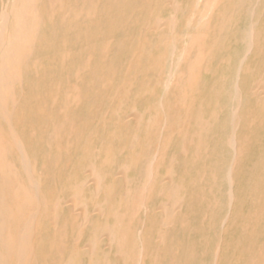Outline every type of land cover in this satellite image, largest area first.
<instances>
[{
  "label": "rangeland",
  "instance_id": "1",
  "mask_svg": "<svg viewBox=\"0 0 264 264\" xmlns=\"http://www.w3.org/2000/svg\"><path fill=\"white\" fill-rule=\"evenodd\" d=\"M50 1L49 4L52 5L53 9L51 11L53 23L48 27L46 50L43 54L39 51L36 52L34 57V61L37 63L34 69L35 73L26 79L25 90L19 95V112L22 115V121H24L17 126L28 156L34 165L35 173L37 172V180L40 179L39 182L41 186L43 185L41 192L45 194L43 196L46 202L61 201L65 204L72 201L70 182L74 181L77 176L78 180H81L82 170H87L92 163V165H97V168L105 174L106 184L111 187V195L109 193L110 211H107L108 215H111L109 225L111 227L116 225L117 227V223L119 225L121 222L122 225L119 226L122 227H117L119 229L116 234L120 238L126 236L127 241L124 242H127L128 248H131V250L128 249L129 253L126 250V255L129 257L117 254V250L114 249L109 258L113 262L108 260L109 264H126V261H129L127 264H133L134 261V264H137L138 261H142L140 264H264V100L260 101L251 94V88L264 83V0H245V3L236 10L233 9L231 0H147L148 2L146 0H116L117 3L115 0H99V2L97 0H92V2L91 0ZM83 4L87 5L84 9H82ZM208 4L210 7L207 6ZM77 8L78 11L76 12L82 14L78 20H75L76 12L74 13V11ZM89 8H91L90 13ZM203 8L205 9L203 10ZM233 11L237 15H234L235 18L227 26V30H220L221 19L219 18L223 13L232 14ZM92 12L95 14L92 15ZM71 13L72 15H70ZM206 13H208L207 16H204ZM89 14L92 18L88 16ZM201 14L205 17L202 16L204 21ZM158 19L161 20L162 27L160 26V28L162 30L152 31V27L159 21ZM191 20L192 23L188 24ZM199 21H202L200 25ZM169 23H171L170 29L167 26ZM72 26L75 27V33L72 32L71 34L70 28ZM173 27H175L174 30ZM213 27L216 28L213 29ZM201 30L204 36L201 34ZM250 30L254 33L252 45L246 41L247 33ZM218 31L219 35L217 34ZM162 33H164L163 36ZM217 41L218 44H215ZM105 43L111 46L108 47ZM102 46H106V50ZM212 47L214 48L213 51H211ZM164 48L167 50L164 51ZM104 50L107 51V55L104 54ZM248 50H251V53ZM68 56H74L73 62L76 65L72 76L69 71L71 58L68 60ZM245 58L247 59L245 60ZM105 59H107L106 62ZM199 67L203 69H198ZM78 70H82L84 75ZM199 71H201V75ZM186 77H190V79ZM165 79H168L167 82ZM198 82L200 84L199 91L196 89ZM259 82L260 84H258ZM105 83L106 85H104ZM124 84L125 86H123ZM183 86L188 87L182 88ZM236 90L240 92L241 96ZM179 92L184 93L183 96ZM236 93L240 99L236 97ZM107 98L108 100H106ZM37 99L39 100L36 102ZM62 101L68 102V105H63L65 103ZM53 102H57L56 105ZM45 103L49 105L48 108H45L47 107ZM129 106L133 108H129ZM66 108L67 112H65ZM100 108L104 109L103 114ZM31 109L32 111H30ZM135 113L142 117L139 130L128 125L130 116ZM234 113L235 115H233ZM186 114L191 116L184 117L183 115ZM62 115H64L65 120ZM176 115H178L177 118ZM179 116H183L182 119ZM234 116L236 117L235 124L232 122ZM187 117L190 120H187ZM99 118L100 121H98ZM71 120H75L77 123L74 121V124ZM70 123L71 125L68 127L67 124ZM176 125L177 127H175ZM205 127L206 130L203 131L202 128ZM55 129L56 132H54ZM82 130L84 134H82ZM172 134L176 135L173 136ZM76 139L81 141H76ZM229 139L233 141L234 147L228 144ZM84 140L86 141L84 142ZM102 141L105 142L102 143ZM72 143L74 147L71 146ZM132 143L135 146L133 150L130 148ZM60 145L64 146L61 148ZM106 146L108 147L106 148ZM57 149L61 153L58 158ZM65 152L70 153L66 154ZM93 152L95 153L93 154ZM149 154L152 157L148 156ZM61 156V161H59ZM154 156L156 159L153 158ZM56 158L59 159L58 163ZM12 159H14L12 156L9 157V161L11 160L13 163L15 159ZM149 160L154 162L151 163ZM126 164H129L130 169L126 167ZM148 164L154 168L152 170L155 173L151 172ZM170 164L172 169L175 166L172 170V178L175 186L179 187L181 197H183V206L177 212L174 225L167 230L165 240L161 244L157 240L161 219H159L157 212L154 213L153 208L159 206L163 201L158 195L157 185L167 177V169ZM145 165H148L147 168ZM159 165L160 167L164 166L159 168ZM45 168L49 170H45ZM126 170L129 180V186H127L129 192L127 194H129L127 202L123 204L121 197L126 191L122 173ZM156 170L160 175H157ZM186 170L187 172H185ZM198 172L202 178L198 176ZM152 174L154 175L152 176ZM52 175L53 177H51ZM155 176L156 178H154ZM152 183L155 184L152 185ZM145 185L149 189L145 188V190ZM182 186L183 188H181ZM139 190L140 195L143 194L141 200L138 197ZM67 196L71 197L68 198ZM139 200L145 202L141 203ZM143 203L145 206H141ZM78 209L75 212L76 215L80 213V209ZM115 214L119 217L116 218ZM116 219L118 220L114 225ZM226 219L228 220L226 221ZM153 222L155 223L153 224ZM62 226H66V230L64 228L65 236L67 233H71L72 229L69 224L66 225V219H62ZM123 238H121V243H124ZM217 250L220 253L218 254L219 257L216 254ZM137 253H141V255ZM54 255L53 253L50 254L48 261L51 262L50 264L56 260H54L56 258ZM136 255L139 257L137 258ZM144 257L146 258L144 259ZM117 258L120 263L117 262ZM132 259H134L133 262ZM187 260L191 261L187 262Z\"/></svg>",
  "mask_w": 264,
  "mask_h": 264
},
{
  "label": "bare ground",
  "instance_id": "2",
  "mask_svg": "<svg viewBox=\"0 0 264 264\" xmlns=\"http://www.w3.org/2000/svg\"><path fill=\"white\" fill-rule=\"evenodd\" d=\"M86 1V0H85ZM99 2V0H97ZM118 1V0H117ZM117 1L115 0V2L117 3ZM147 1V0H146ZM152 1V0H151ZM150 1V2H151ZM168 1H172V0H168ZM208 1V0H206ZM214 1V0H213ZM225 1V0H224ZM249 1V0H248ZM255 1V0H254ZM49 2H51L50 0H0V264H50L51 262L49 261V257L50 254H55L54 257L56 256V258H54V262L52 264H109V262H107L108 260L111 261L110 256L111 253L113 252V250H117V254H121V256H128L126 255V250L128 252V249L131 250V248L127 246V242L125 243L124 241L127 239L126 236H121V238H123V242L121 243V238L118 237L119 235L116 234L118 231L117 227H120L119 225H122L119 223H117V227H116V221L118 219L115 220L113 227H111V225H109V216L107 211L109 210V193H110V186L108 184H106L107 182V178L105 176V174H103V172H101L98 168L97 165L95 166V164L92 165V163H90L89 168L87 170L83 169L82 170V179L78 180V176L77 178L72 182H70V190L72 193V201L63 204L61 201H50V202H46L45 200V194H42L41 190H42V186L39 182V180H37L36 177V173H35V168L34 165L32 163V160L30 159V157L28 156V152L26 149V146L24 144L23 139L21 138L18 130H17V126L22 124V115L19 112V95L21 92H24L25 90V85H26V79H28L29 75H32L35 73V67L37 65L36 61H34V57L37 51H39L41 54L44 53V50H46L45 48V44L48 41V37H47V33H49L48 31V27L49 25L51 26V23H53L52 20V15H51V11L52 9V5L50 6ZM92 2V0H91ZM114 2V5L116 4ZM148 2V1H147ZM149 2V3H150ZM232 2V6L233 9L236 10L241 4L245 3V0H231ZM94 3V2H93ZM166 3V2H165ZM200 3V2H199ZM204 3V2H203ZM206 3V2H205ZM210 3V2H208ZM213 3V2H211ZM76 4V3H75ZM85 4V3H84ZM83 4L82 9H84L86 6ZM92 5V3H90ZM99 4V3H97ZM172 4V3H171ZM174 4V3H173ZM172 4V5H173ZM64 5V4H62ZM61 5V7H62ZM80 5V4H79ZM95 4H93L94 6ZM148 5V4H147ZM177 5V4H175ZM179 5V4H178ZM199 5V4H198ZM206 5V4H205ZM210 4H208L207 6H209ZM227 5V4H226ZM253 5V4H252ZM55 6V4H54ZM96 6V5H95ZM112 6V5H111ZM180 6V5H179ZM203 6V5H202ZM225 6V5H224ZM222 6V7H224ZM173 7V6H170ZM196 7V6H195ZM205 7V6H204ZM212 7V5H211ZM227 7V6H225ZM94 8V7H93ZM96 8V7H95ZM113 8V7H112ZM146 8V7H145ZM198 8V6H197ZM214 8V7H213ZM230 8V7H229ZM256 8V7H255ZM147 9V8H146ZM178 9V8H177ZM192 9V8H191ZM190 9V10H191ZM194 9V8H193ZM205 8H203L204 10ZM211 9V8H210ZM217 9V8H216ZM72 10V9H71ZM91 8H89V13H90ZM101 10V9H100ZM195 10V9H194ZM209 10V9H208ZM232 10V9H231ZM255 10V9H254ZM55 11V10H54ZM63 11V10H62ZM78 11L77 10L74 11V13ZM83 13L84 10H82ZM152 11V10H151ZM200 11V10H199ZM206 11V10H205ZM56 12V11H55ZM54 12V13H55ZM81 12V10H80ZM153 12V11H152ZM203 12V11H202ZM208 12V11H207ZM212 12V11H211ZM251 12V11H250ZM254 12V11H253ZM88 13V11H87ZM135 13V12H134ZM133 13V14H134ZM210 13V11H209ZM221 13V12H220ZM235 11H233L232 14L230 13H221L222 16L219 18L221 19L220 22V30L224 31L227 30V26L230 24V22H232L233 18H235V16L237 14H234ZM237 13V12H236ZM255 13V12H254ZM254 13L252 14L254 16ZM82 13H78L76 12L75 14V20L79 19ZM95 14V12H92V15ZM125 14V13H124ZM208 13L204 14V16H207ZM212 14V13H211ZM72 15V13L70 14ZM87 15V14H86ZM152 15V14H151ZM231 15V16H230ZM235 15V16H234ZM83 16V15H82ZM90 16V14L88 15ZM203 16V14H201V17ZM203 16V17H204ZM252 16V17H253ZM69 17V16H68ZM92 18V16H90ZM90 17H87L88 19ZM133 17V16H132ZM159 17V16H158ZM200 17V18H201ZM202 17V20L205 18ZM65 18V17H64ZM131 18V16H130ZM192 18V17H191ZM194 18V17H193ZM192 18V19H193ZM214 18V17H212ZM241 18V17H240ZM96 19V18H95ZM239 19V18H238ZM253 19V18H252ZM159 20V19H158ZM74 19L72 20L73 23ZM114 21V20H113ZM123 21V20H122ZM161 20L157 21V23L152 27V31L154 30L155 32L159 31L158 29H161ZM175 21V20H174ZM204 21V20H203ZM208 21V20H207ZM65 22V20H64ZM76 22V21H75ZM127 22V21H126ZM133 22V21H132ZM139 22V21H138ZM150 22V20H149ZM128 23V22H127ZM155 23V22H154ZM175 23V22H173ZM192 23L189 22L188 24ZM200 23H202V21H199V25ZM208 23V22H207ZM206 23V24H207ZM218 23V22H217ZM122 24V23H121ZM176 24V23H175ZM196 24V23H194ZM253 24V23H252ZM63 25V24H62ZM149 25V24H148ZM177 25V24H176ZM125 26V23H124ZM167 26H171V23H169ZM189 26V25H188ZM218 26V24H217ZM216 26V27H217ZM162 27V26H161ZM191 27V25L189 26ZM204 27V26H203ZM206 27V26H205ZM215 27V28H216ZM218 27V28H219ZM254 27V25H253ZM77 28V26H76ZM167 28V27H166ZM175 27H173L174 30ZM187 28V27H186ZM213 27V29H215ZM252 28V27H251ZM250 28V29H251ZM148 29V28H147ZM70 33L72 34V32L75 33V27H71L70 28ZM111 30V28H110ZM162 30V29H161ZM176 30V29H175ZM205 30V29H203ZM252 30H254V28H252ZM250 30L247 33V39L246 41H248L249 45H252L253 43V38H254V33L253 31ZM48 31V32H47ZM113 31V30H112ZM125 31V30H124ZM151 31V30H150ZM208 31V30H207ZM213 31V30H212ZM141 32V31H140ZM206 33V30L204 31ZM165 33V32H164ZM162 33V36L163 34ZM189 33V32H188ZM192 33V32H191ZM196 33V31H195ZM215 33V32H213ZM219 33V31L217 32V34ZM259 33V32H258ZM77 34V33H76ZM86 34V33H85ZM110 34V33H109ZM115 34V33H114ZM173 34V33H172ZM190 34V33H189ZM197 34V33H196ZM201 34H202V30H201ZM113 35V34H112ZM145 35V34H144ZM153 35V34H151ZM150 35V36H151ZM195 35V34H194ZM203 35V34H202ZM201 35V37H203ZM206 35H208L206 33ZM219 35V34H218ZM83 36V35H82ZM101 36V35H100ZM99 36V37H100ZM115 36V35H113ZM112 36V39H114ZM172 36V35H171ZM190 36V35H189ZM210 36V34H209ZM110 37V36H109ZM161 37V36H160ZM184 37V36H183ZM197 37V36H196ZM200 37V38H201ZM208 37V36H207ZM257 37V36H256ZM141 38V37H139ZM151 38V37H150ZM187 38V36H186ZM194 38V36H193ZM204 38V37H203ZM202 38V40H203ZM111 39V40H112ZM148 39V38H147ZM161 39V38H160ZM165 39V38H164ZM172 39V38H171ZM208 39V38H207ZM210 39V38H209ZM215 39V38H214ZM141 40V39H140ZM145 40V39H144ZM173 40V39H172ZM190 40V39H189ZM213 40V38H212ZM217 40V39H215ZM184 41V40H183ZM194 41V40H192ZM200 41V40H199ZM123 42V41H122ZM142 42V41H141ZM158 42V41H157ZM173 42V41H172ZM171 42V43H172ZM191 42V41H190ZM195 42V41H194ZM214 42V41H212ZM236 42V41H235ZM113 43V42H112ZM168 43V42H167ZM183 43V42H181ZM185 43V41H184ZM183 43V44H184ZM104 44V43H103ZM102 44V45H103ZM106 44V43H105ZM108 44V43H107ZM106 44V45H107ZM152 44V43H151ZM156 44V43H155ZM165 44V43H164ZM182 44V45H183ZM193 44V43H192ZM215 44H218V41L215 42ZM96 45V44H95ZM163 45V44H161ZM167 45V44H166ZM169 45V43H168ZM167 45V47H168ZM172 45V44H171ZM190 45V44H189ZM210 45V44H209ZM212 45V44H211ZM220 45V44H219ZM108 47L111 46L110 44L107 45ZM160 46V45H159ZM192 46V45H191ZM190 46V47H191ZM213 46V45H212ZM104 47V46H102ZM142 47V46H141ZM175 47V46H174ZM182 47V46H181ZM184 47V46H183ZM211 47V46H210ZM214 47V46H213ZM212 50L213 51V48ZM216 47H218L216 45ZM254 47V46H253ZM106 48V46L104 47V49ZM131 48V47H130ZM143 48V47H142ZM150 48V47H148ZM160 48V47H159ZM187 48V47H186ZM196 48V47H195ZM251 48V47H250ZM165 49V48H164ZM217 49V48H216ZM225 49V48H224ZM103 50V49H102ZM106 50V49H105ZM104 50V54L107 53V51ZM152 50V49H151ZM167 49H165L164 51H166ZM171 50V49H170ZM182 50V49H181ZM252 50V49H251ZM251 50H248V52H250ZM259 50V48H258ZM109 51V50H108ZM160 51V50H159ZM195 51V50H194ZM209 51V50H208ZM260 51V50H259ZM110 52V51H109ZM108 52V53H109ZM171 52V51H170ZM201 52V51H200ZM95 53V52H94ZM138 53V52H137ZM146 53V52H145ZM167 53V52H166ZM174 53V52H173ZM209 53V52H208ZM251 53V52H250ZM69 54V52H68ZM102 54V56L104 55ZM134 54L136 55V53L134 52ZM172 54V53H171ZM190 54V53H189ZM194 54V53H193ZM200 54V53H198ZM261 54V53H260ZM107 55V54H106ZM105 55V57H106ZM147 55V54H146ZM185 55V52H184ZM183 55V56H184ZM188 55V54H187ZM195 55H197L195 53ZM67 56V55H66ZM93 56V55H92ZM148 56V55H147ZM182 56V55H181ZM247 56V55H246ZM104 57V56H103ZM102 57V59H103ZM109 57V56H107ZM142 57V56H141ZM149 57V56H148ZM147 57V58H148ZM173 57V56H172ZM171 57V58H172ZM193 57V56H192ZM198 57V56H197ZM209 57V56H208ZM71 58V60L69 61L70 63V67H69V71L70 74L72 76L73 72L76 69V65L73 62L74 61V56L72 57H67V59L69 60ZM139 59V57H136ZM150 58V57H149ZM184 58V57H183ZM174 59V58H173ZM172 59V61H173ZM205 60V58H203ZM247 58H245L246 60ZM107 59H105L106 62ZM133 60V59H132ZM131 60V61H132ZM180 60V59H178ZM192 60V59H191ZM244 60V61H245ZM61 61V60H60ZM136 61V60H135ZM140 61V60H139ZM167 61V60H166ZM169 61V59H168ZM198 61V60H197ZM243 61V62H244ZM38 62V61H37ZM92 64V61H90ZM190 62V61H189ZM103 63V60H102ZM139 63V62H138ZM151 63V62H150ZM153 63V62H152ZM173 63V62H172ZM181 63V62H180ZM242 63V62H241ZM101 64V63H100ZM125 64V63H124ZM130 64V63H129ZM140 64V63H139ZM136 64V65H139ZM149 64V62H148ZM179 64V63H177ZM112 65V64H111ZM131 65V64H130ZM129 65V66H130ZM133 65V64H132ZM174 65V64H173ZM172 65V66H173ZM180 65V64H179ZM186 65V64H185ZM201 65H202V61H201ZM206 65H208L206 63ZM242 65V64H241ZM89 67H91V65H88ZM106 66V65H105ZM110 66V65H109ZM200 66V65H199ZM123 67V66H122ZM155 67V66H153ZM152 67V68H153ZM181 67V66H180ZM177 68V67H176ZM182 68V67H181ZM206 68V67H205ZM101 69V68H100ZM134 69V68H133ZM179 69V68H178ZM198 69H201L200 67ZM203 69V68H202ZM201 69V70H202ZM242 69V68H241ZM240 69V70H241ZM89 70V69H88ZM107 70V69H106ZM112 70V69H110ZM239 70V71H240ZM63 71V70H62ZM80 71V70H78ZM82 71V70H81ZM80 71V72H81ZM113 71V70H112ZM142 71V70H140ZM163 71V70H162ZM86 72V71H85ZM139 72V71H138ZM137 72V73H138ZM152 72V71H151ZM172 72V71H171ZM200 75H201V71ZM83 74V72H81ZM114 73V72H113ZM126 73V72H125ZM140 73V72H139ZM78 74V73H76ZM112 75V73H110ZM109 74V75H110ZM148 74V72H147ZM153 74V73H152ZM166 74V72H165ZM176 74V73H174ZM84 75V74H83ZM89 75V74H88ZM171 75V74H169ZM198 75V74H197ZM76 76V75H75ZM79 76V75H78ZM81 76V75H80ZM92 76V75H91ZM126 76V75H125ZM133 76V75H132ZM131 76V77H132ZM160 76V75H159ZM162 76V75H161ZM165 76V75H164ZM175 76V75H173ZM185 76V75H183ZM38 77V76H36ZM84 77V76H82ZM199 77V76H198ZM78 78V77H77ZM105 78V76H104ZM103 78V79H104ZM124 78V77H123ZM122 78V79H123ZM138 78V76H137ZM161 78V77H160ZM163 78V77H162ZM188 79H190V77H186ZM95 79V78H94ZM120 79V78H119ZM139 79V78H138ZM172 79V78H171ZM187 79V80H188ZM200 79V78H199ZM45 80V79H44ZM82 80V78H81ZM108 80V79H107ZM106 80V81H107ZM111 80V79H110ZM118 80V79H117ZM132 80V79H131ZM151 80V79H150ZM166 80V79H165ZM164 80V81H165ZM168 80V79H167ZM166 80V82H167ZM77 81V79H76ZM93 81V80H92ZM91 81V82H92ZM95 81V80H94ZM93 81V82H94ZM104 81V82H106ZM145 81V80H144ZM170 81V80H169ZM189 81V80H188ZM202 81V80H201ZM262 81V80H261ZM115 82V81H114ZM132 82V81H131ZM57 83V82H56ZM107 83V82H106ZM106 83L104 85H106ZM138 83V82H137ZM161 83V82H160ZM165 83V82H162ZM238 83V80H237ZM169 84V83H167ZM178 84V83H177ZM189 84V83H188ZM260 84V82L258 83ZM264 83H262V85H259L257 87H253L251 88V94L252 96L256 97L258 100L263 101L264 100ZM55 85V84H54ZM84 85V84H83ZM103 85V83H102ZM110 85V84H109ZM115 85V84H114ZM149 85V84H148ZM173 85V84H172ZM199 82L196 84V89L199 91L198 87H199ZM95 86V85H94ZM125 86V84L123 85ZM128 86V85H127ZM236 86H238L236 84ZM57 87V85H56ZM61 87V86H60ZM104 87V86H103ZM113 87V86H112ZM158 87V86H157ZM163 87V86H162ZM167 87V86H166ZM188 86H183L182 88H185ZM76 88V86H75ZM78 88V87H77ZM80 88V87H79ZM94 88V87H93ZM119 88V87H117ZM144 88V87H143ZM164 88V87H163ZM169 88V86H168ZM81 89V88H80ZM166 90H169L166 88ZM165 90V92H166ZM180 90V89H179ZM195 90V92L197 91ZM239 90V89H238ZM236 90V92L238 93L239 91ZM68 91V89H67ZM104 91V90H103ZM113 91V89H112ZM124 91V90H123ZM141 91V90H140ZM183 91V90H182ZM51 92V90H50ZM53 92V91H52ZM118 92V91H117ZM122 92V91H120ZM132 92V91H131ZM164 92V94H165ZM194 92V93H195ZM47 92H45L46 94ZM180 93V92H179ZM197 93V92H196ZM236 93V95H237ZM48 94V93H47ZM54 94V92H53ZM134 94V93H133ZM167 94V93H166ZM182 94V93H180ZM179 94V95H180ZM184 94V93H183ZM182 94V96H183ZM23 95V94H22ZM52 95V93H51ZM57 95V94H56ZM59 95V94H58ZM110 95V94H109ZM117 95V94H116ZM127 95V93H126ZM188 95V94H187ZM193 95V94H192ZM240 95V92H239ZM239 95H237L236 97H238ZM40 96V95H39ZM175 96V95H174ZM181 96V95H180ZM179 96V97H180ZM241 96V95H240ZM239 96V97H240ZM68 97V96H67ZM74 97V96H73ZM116 97V96H115ZM190 97V96H189ZM238 97V98H239ZM22 98V97H21ZM44 98V97H43ZM42 98V99H43ZM57 98V97H55ZM54 98V100H55ZM78 99V96L76 97ZM166 98V96H165ZM176 98H178L176 96ZM175 98V99H176ZM236 98V99H238ZM83 99V98H82ZM120 99V98H119ZM124 99V98H123ZM180 99V98H179ZM182 99V98H181ZM180 99V100H181ZM188 99V97H187ZM186 99V100H187ZM240 99V98H239ZM34 100V99H32ZM39 99L36 100V102ZM108 100V98L106 99ZM105 100V101H106ZM117 100V99H116ZM132 100V99H131ZM178 100V101H180ZM41 101V100H40ZM45 101V100H44ZM57 101V100H55ZM59 101V100H58ZM114 101V100H113ZM128 101V99H127ZM166 101V100H165ZM169 101V100H168ZM183 101V100H182ZM241 101V100H239ZM34 102V101H32ZM64 102V101H62ZM72 102V101H71ZM80 102H82V100H80ZM57 102H53V104H55ZM59 103V102H58ZM65 103V102H64ZM113 103V102H112ZM111 103V105H112ZM174 103V102H173ZM179 103V102H178ZM180 103L182 104V102L180 101ZM42 104V103H41ZM40 104V105H41ZM47 103H45L46 105ZM81 104V103H80ZM104 104V103H103ZM102 104V105H103ZM120 104V103H118ZM172 104V103H171ZM177 104V101H176ZM190 104V103H189ZM195 104V103H194ZM239 104V103H238ZM241 104V103H240ZM239 104V105H240ZM44 105V106H45ZM56 105V104H55ZM63 105H68V102L63 104ZM124 105V104H123ZM161 105V104H160ZM175 105V103L173 104ZM172 105V106H173ZM178 105V104H177ZM48 108L49 105H46ZM53 106V105H52ZM51 106V107H52ZM79 106V105H78ZM105 106V105H104ZM121 106V105H119ZM134 106V105H133ZM159 106V105H158ZM162 106V105H161ZM166 106V105H165ZM67 107V106H66ZM75 107V106H74ZM77 107V106H76ZM95 107V106H93ZM122 107V106H121ZM132 106H129V108ZM164 107V106H163ZM239 107V106H238ZM40 108V107H39ZM62 108V107H60ZM68 108V107H67ZM67 108L66 111L67 112ZM103 108V107H102ZM100 108V109H102ZM133 108V107H132ZM158 108V107H156ZM175 108V107H174ZM173 108V109H174ZM180 108V107H179ZM183 108V107H182ZM192 108V105H191ZM190 108V109H191ZM201 108V107H200ZM92 109V108H91ZM172 109V108H171ZM194 109V108H193ZM203 109V108H202ZM52 110V109H51ZM104 109H102L101 113L103 112ZM179 110V109H178ZM32 111V109L30 110ZM73 111V110H71ZM130 111V110H129ZM135 111V109H134ZM181 111V110H180ZM187 111V110H186ZM52 112V111H51ZM128 112V110H127ZM172 112V111H171ZM170 112V114H171ZM175 112V111H174ZM182 112V111H181ZM191 112V111H190ZM70 113V111H69ZM97 113V112H96ZM108 113V112H107ZM161 114V112H159ZM186 113V112H185ZM193 113V112H191ZM215 113V112H214ZM237 113V112H236ZM23 114V113H22ZM40 114V113H39ZM62 114V113H61ZM63 114H66L63 112ZM74 114V113H73ZM103 114V113H102ZM101 114V115H102ZM159 114V115H160ZM44 115V114H43ZM42 115V116H43ZM47 115V114H46ZM51 115V114H50ZM67 115V114H66ZM65 115V117H66ZM106 115V113H105ZM178 115H180V113H178ZM176 115V118L177 116ZM235 115V113L233 114ZM35 116V115H34ZM49 116V114H48ZM63 119H64V115ZM127 116V114H126ZM143 116V115H142ZM185 116H191V115H183ZM183 116H179L180 119H182ZM237 116V115H236ZM52 117V116H51ZM60 117V116H59ZM97 117V115H96ZM163 117V116H162ZM71 118V117H70ZM69 118V119H70ZM105 118V117H104ZM127 118V117H126ZM160 118V116H159ZM188 118V117H187ZM238 118V116H237ZM45 119V118H44ZM54 119V118H53ZM72 119V118H71ZM75 119V118H74ZM103 119V118H102ZM128 119V118H127ZM161 119V118H160ZM164 119V117H163ZM175 119V118H174ZM185 119V118H184ZM193 119V118H192ZM65 120V119H64ZM63 120V121H64ZM129 120V119H128ZM169 120V119H168ZM176 120V119H175ZM186 120V119H185ZM187 120H190L189 118ZM186 120V121H187ZM200 120V119H199ZM40 121V120H39ZM38 121V122H39ZM56 121V120H55ZM62 121V122H63ZM72 123L75 124V122L73 120H71ZM70 121V122H71ZM98 121H100V118L98 119ZM142 121V117L135 113L134 115L130 116V123L128 124L129 126H133V129L135 130H139L140 127V122ZM164 121V120H163ZM162 121V122H163ZM196 121V120H195ZM236 121V117L234 116V120L232 122H234L235 124ZM61 122V123H62ZM69 122V120H68ZM95 122V121H93ZM106 122V121H105ZM104 122V123H105ZM161 122V123H162ZM189 122V121H188ZM77 123V122H76ZM120 123V121H119ZM154 123V121H153ZM166 123V122H165ZM173 123V122H172ZM197 123V122H196ZM54 124V123H53ZM85 124V123H82ZM118 124V123H117ZM187 124V123H186ZM202 124V123H201ZM56 125V124H55ZM53 125V126H55ZM68 127H70V124H67ZM80 125V124H79ZM102 125V124H101ZM105 125V124H104ZM121 125V124H120ZM125 125V124H124ZM127 125V124H126ZM125 125V126H126ZM127 125V126H128ZM164 125V124H163ZM175 125V124H174ZM179 125H182L179 123ZM178 125V126H179ZM189 125V124H188ZM197 125V124H196ZM23 126V125H22ZM31 126V125H30ZM87 126V125H86ZM89 126V124H88ZM186 126V125H184ZM214 126V125H213ZM235 126V125H234ZM65 127V126H64ZM105 127V126H104ZM124 127V126H123ZM167 127V126H166ZM174 127V126H173ZM177 127V125L175 126ZM201 127V126H200ZM238 127V125H237ZM34 128V127H33ZM42 128V127H41ZM47 128V127H46ZM56 128V127H54ZM74 128V127H73ZM79 128V127H78ZM128 128V127H127ZM161 128V126H160ZM164 128V127H163ZM184 128V127H183ZM234 129L236 127H233ZM39 129V127H38ZM59 129V128H57ZM72 129V128H71ZM76 129V128H75ZM89 129V128H88ZM173 131V128H171ZM182 128H180L181 130ZM203 131L206 130L205 128H202ZM233 129V130H234ZM237 129V128H236ZM32 130V129H31ZM45 130V129H44ZM70 130V128H69ZM126 130V129H125ZM129 130V128L127 129ZM134 130V131H135ZM162 131L164 129H161ZM183 130V129H182ZM188 130V129H187ZM59 131V130H57ZM64 131V130H63ZM61 131V132H63ZM72 131V130H71ZM76 131V130H75ZM83 131V130H82ZM161 131V133H162ZM178 131V130H177ZM237 131V130H236ZM235 131V132H236ZM54 132H56V129L54 130ZM60 132V133H61ZM81 132V131H80ZM130 132V131H129ZM188 132V131H187ZM234 132V131H233ZM46 133V132H45ZM49 133V132H48ZM67 133L68 130H67ZM125 133V132H124ZM174 133V132H173ZM66 134V133H65ZM78 134V133H77ZM84 134V131L83 133ZM126 134V133H125ZM32 135V133H31ZM40 135V134H39ZM173 135V134H172ZM176 135V134H175ZM173 135V136H175ZM233 135V134H232ZM231 135V136H232ZM82 136V135H81ZM198 136V135H197ZM200 136V135H199ZM235 136V134H234ZM233 136V137H234ZM33 137V136H31ZM77 137V136H76ZM85 137V136H84ZM193 137V136H192ZM231 137V138H233ZM61 138V137H59ZM69 138V136H68ZM79 138V136H78ZM77 138V139H78ZM136 138V137H135ZM172 138V137H171ZM236 138V137H235ZM44 139V138H43ZM63 139V138H62ZM62 139H60V141H62ZM76 141H79L77 140ZM178 139V137H177ZM42 140V139H40ZM64 140V139H63ZM83 140V139H82ZM121 140V139H120ZM119 140V141H120ZM134 140V139H132ZM138 140V139H137ZM232 140V139H231ZM236 140V139H235ZM31 141V140H29ZM57 141V140H56ZM59 141V142H60ZM67 141V140H65ZM81 141V140H80ZM86 140H84L85 142ZM170 141V140H169ZM41 142V141H40ZM44 142V141H42ZM68 142V141H67ZM75 142V141H73ZM105 141H102V143H104ZM161 142V141H160ZM230 144V146H233L234 143L233 141H228ZM33 143V142H32ZM31 143V144H32ZM89 143V142H88ZM123 143V142H122ZM135 143V142H134ZM165 143V142H164ZM57 144V142H56ZM64 144V143H63ZM161 144V143H160ZM201 144V143H200ZM39 145V144H38ZM49 145V144H47ZM69 145V144H68ZM75 145V144H74ZM125 145V143H124ZM165 145V144H164ZM162 145V146H164ZM185 145V144H184ZM56 146V145H55ZM61 146V145H60ZM64 146V145H62ZM61 146V148H62ZM73 146V143L72 145ZM32 147V146H31ZM51 147V146H49ZM59 147V146H58ZM66 147V146H65ZM74 147V146H73ZM98 147V146H97ZM108 146H106L107 148ZM110 147V146H109ZM134 144H131V149L133 150ZM160 147V145H159ZM166 147V145H165ZM164 147V148H165ZM234 147V146H233ZM33 148V147H32ZM64 148V147H63ZM71 148V147H69ZM123 148V147H122ZM232 148V147H231ZM60 149V148H58ZM57 149V150H58ZM183 149V148H182ZM233 149V148H232ZM55 150V151H57ZM97 150V148H96ZM95 150V152H96ZM135 150V149H134ZM142 150V148H141ZM157 150V148H156ZM159 150V149H158ZM165 150H167V148H165ZM54 151V152H55ZM60 150H58L57 152H59ZM68 151V150H67ZM66 151V152H67ZM98 151V150H97ZM100 151V150H99ZM107 151V150H106ZM200 151V149H199ZM202 151V150H201ZM207 151V150H206ZM235 151V150H234ZM65 152V153H66ZM93 152V154L95 153ZM197 152V151H196ZM70 153V152H68ZM66 153V154H68ZM72 153V151H71ZM155 153V152H154ZM162 153V152H161ZM164 153V152H163ZM166 153V152H165ZM202 153V152H201ZM208 153V152H206ZM239 153V152H238ZM60 152L58 156H60ZM92 154V156H93ZM122 154V153H120ZM50 155V154H47ZM85 155V154H84ZM235 155H237L235 153ZM14 158L12 160H14V162L10 163L9 161V157ZM45 156V155H44ZM51 156V155H50ZM91 156V155H90ZM91 156V158H92ZM150 156V154L148 155ZM47 157V156H46ZM45 157V158H46ZM55 157V156H54ZM86 157V156H85ZM84 157V158H85ZM96 157V155H95ZM119 157V156H118ZM130 157V156H129ZM152 157V156H150ZM159 157V156H158ZM162 157V156H161ZM56 158V159H57ZM62 158L59 157V159ZM148 158V157H147ZM153 158L156 159V157L154 156ZM36 159V158H35ZM49 159L51 160V158L49 157ZM57 159V163L58 160ZM97 159V158H96ZM160 159V157H159ZM202 159V158H201ZM89 160V159H88ZM133 160V159H132ZM171 160V159H170ZM169 160V161H170ZM61 161V159L59 160ZM96 161V160H95ZM107 161V160H106ZM105 161V162H106ZM151 161V160H149ZM175 161V160H174ZM173 161V162H174ZM196 161V160H195ZM34 162V161H33ZM36 162V161H35ZM45 162V161H44ZM109 162V161H107ZM120 162V161H119ZM128 162V161H127ZM154 161H151V163H153ZM38 163V162H36ZM71 163V162H70ZM80 163V162H79ZM145 163H147L145 161ZM150 163V162H149ZM150 163V164H151ZM178 163V161H177ZM47 164V163H46ZM65 164V163H64ZM191 164V163H190ZM44 165V163H43ZM42 165V167H43ZM51 165V163H50ZM49 165V166H50ZM53 165V163H52ZM120 165V164H119ZM128 167L129 164H126ZM131 165V164H130ZM149 165V164H148ZM147 165V166H148ZM233 165V164H232ZM45 166V165H44ZM55 166V165H54ZM53 166V167H54ZM64 166V165H63ZM118 166V165H117ZM122 166V165H121ZM146 166V165H145ZM146 166V168H147ZM151 165H149L150 167ZM164 166V165H163ZM161 166V167H163ZM36 167V166H35ZM41 167V168H42ZM46 167V166H45ZM135 167V165H134ZM148 167V168H149ZM158 167V166H157ZM159 165V168H161ZM47 168H48V164H47ZM45 168V170L47 169ZM68 168V167H67ZM113 168V167H112ZM124 168V167H123ZM129 168V167H128ZM136 168V167H135ZM151 168V167H150ZM175 168V166H174ZM174 168L172 169L171 164L170 167L167 169V177L165 179H163L161 181L160 184H158V195L163 199L162 203L153 208L154 209V213L157 212L159 215V219L160 222V232H159V236H158V241H160L161 244H163L165 237H166V232L167 230L174 225L175 222V218L177 215V212L179 210H181L182 206H183V197H181L180 194V190L179 187H176L172 178V170H174ZM37 169V168H36ZM56 169V166H55ZM60 169V168H59ZM64 169V167H63ZM130 169V168H129ZM151 168V172L153 171ZM49 170V169H47ZM113 170H115V168H113ZM125 170V169H124ZM147 170V169H146ZM129 171V170H128ZM150 171V170H149ZM157 171V170H156ZM112 172V171H111ZM147 172V171H146ZM150 172V173H151ZM154 172V171H153ZM152 172V173H153ZM158 172V171H157ZM176 172V170H175ZM187 172V170L185 171ZM39 173V171H38ZM44 173H46V171H44ZM121 173V171H120ZM155 173V172H154ZM178 173V172H177ZM67 174V173H66ZM119 174V173H118ZM125 179V191L126 193H124L121 197V201L124 204L125 202H127V198H128V194L127 192H129V184H128V175H127V170L126 172L122 173ZM159 174V172L157 173V175ZM201 174V173H200ZM39 175V174H38ZM37 175V176H38ZM45 175V174H44ZM47 175V174H46ZM55 175V174H54ZM154 174H152L153 176ZM160 175V174H159ZM177 175V174H176ZM175 175V176H176ZM119 177V175H116ZM121 176V175H120ZM150 176V174H149ZM148 176V177H149ZM198 176H199V172H198ZM48 177V176H46ZM45 177V178H46ZM53 177V175L51 176ZM201 177V176H199ZM230 178V176H228ZM40 178V175H39ZM81 178V177H80ZM147 178V176H146ZM156 178V176L154 177ZM202 178V177H201ZM200 178V179H201ZM232 179V178H230ZM46 180V179H45ZM44 180V181H45ZM147 180V179H146ZM150 180V178H149ZM152 180V179H151ZM155 182L156 179H154ZM204 180V178H203ZM202 180V181H203ZM227 180V179H225ZM233 180V179H232ZM177 180L175 179V182ZM201 181V182H202ZM120 182V179H119ZM153 182V181H152ZM228 182V181H227ZM144 183V182H143ZM151 183V182H150ZM183 183V182H182ZM196 183V182H195ZM194 183V184H195ZM200 183V182H199ZM230 183V182H229ZM147 184V183H146ZM155 183H152V185H154ZM193 184V183H192ZM233 184V182L231 183V185ZM144 185V184H143ZM143 185H142V189H143ZM178 185V183H177ZM131 186V185H130ZM151 186V185H150ZM149 186V187H150ZM156 186V185H155ZM156 186V187H157ZM199 186V185H198ZM152 187V186H151ZM54 188V187H53ZM139 188V187H138ZM141 188V187H140ZM139 188V189H140ZM146 188V185L144 187V189ZM148 188V187H147ZM146 188V189H147ZM183 188V186L181 187ZM180 188V189H181ZM55 189V188H54ZM53 189V191H54ZM117 189V188H116ZM141 189V190H142ZM145 189V190H146ZM149 189V188H148ZM154 190V188H153ZM156 190V189H155ZM186 190V188H185ZM52 191V192H53ZM58 191V189H57ZM117 191V190H116ZM51 192V191H50ZM112 192V191H111ZM142 192V191H141ZM146 192V191H145ZM55 193V192H54ZM57 193V192H56ZM137 193V191H136ZM135 193V194H136ZM50 194V193H49ZM53 194V193H52ZM140 195V190L139 193ZM137 194V195H138ZM44 195V196H43ZM55 195V194H54ZM68 195V194H67ZM111 195V193H110ZM116 195V194H115ZM138 197L141 200V197L143 198V194L141 193V195ZM185 195V194H184ZM186 196V195H185ZM232 196V194H231ZM68 197V196H67ZM71 197V196H69ZM68 197V198H69ZM112 197V196H111ZM115 197V196H114ZM117 197V196H116ZM230 197V196H229ZM65 198V197H63ZM146 198V197H144ZM148 198V197H147ZM152 198V197H151ZM150 198V200H151ZM233 198V197H232ZM52 199V198H51ZM115 199V198H114ZM48 200V199H47ZM139 200V201H140ZM232 201V199H231ZM120 202V201H119ZM118 202V203H119ZM145 202V201H140ZM91 203V204H90ZM148 203V202H147ZM144 204V205H143ZM141 206H145V203H143ZM138 205V204H137ZM127 206V205H126ZM125 207V206H124ZM77 208H79L78 210L80 211V213H78L77 215L75 214ZM91 208V209H90ZM116 208V207H115ZM144 208V207H143ZM142 208V209H143ZM141 209V208H139ZM187 209V208H186ZM120 210V209H118ZM115 211V210H114ZM141 212V211H140ZM147 212V211H146ZM115 213V212H114ZM139 214V212H138ZM116 215V214H115ZM115 215H113V217L115 218ZM120 215V214H119ZM118 215H116V218ZM147 217V216H146ZM62 219H66V225H70L72 231L71 233H67L66 236L64 235V228L62 226ZM156 220V219H155ZM189 220V219H188ZM228 219H226L227 221ZM187 221V220H186ZM225 221V222H226ZM141 223V222H140ZM155 222H153L154 224ZM187 224V223H186ZM183 225V224H182ZM185 225V224H184ZM189 225V224H188ZM187 225V226H188ZM191 225V224H190ZM153 226V225H152ZM122 227V226H121ZM120 227V228H121ZM184 228V226H183ZM148 229V228H147ZM174 229V228H173ZM66 230V228H65ZM122 231V229H120ZM152 230V229H150ZM171 230V229H170ZM169 230V231H170ZM186 230V229H185ZM191 230V229H190ZM68 231V230H67ZM120 231V232H121ZM144 231V230H143ZM188 231V230H187ZM66 232V231H65ZM119 232V234H120ZM140 232V231H139ZM149 232V231H148ZM135 233V232H134ZM142 233V232H141ZM139 233V234H141ZM152 233V232H151ZM153 234V233H152ZM190 234V233H189ZM188 234V235H189ZM121 235V234H120ZM134 235V234H133ZM148 236V235H147ZM168 236V235H167ZM151 237V236H150ZM190 237V236H189ZM141 238V237H140ZM145 239V238H144ZM149 239V238H148ZM151 239V238H150ZM167 240V239H166ZM127 241V240H126ZM133 241V240H132ZM131 241V242H132ZM170 241V240H169ZM167 241V242H169ZM149 242V241H147ZM146 242V243H147ZM142 243V242H141ZM130 244V243H128ZM159 245V244H157ZM117 249H116V247ZM140 246V245H139ZM143 246V243H142ZM133 248V247H132ZM134 249V248H133ZM132 249V250H133ZM138 249V248H137ZM136 249V250H137ZM145 249V248H143ZM142 249V250H143ZM148 249V248H147ZM149 250V249H148ZM141 251V249L139 250V252ZM144 251V250H143ZM218 252H216V254H220L219 250H217ZM58 252V254H56ZM146 252V251H145ZM157 252V251H156ZM264 252V250H263ZM129 253V252H128ZM144 253V252H143ZM115 254V255H117ZM138 254V253H137ZM187 254V251H186ZM130 255V254H129ZM138 255H141V253H139ZM143 255V254H142ZM148 255V253H147ZM145 255V256H147ZM216 255V256H217ZM52 256V255H51ZM166 256V255H165ZM194 256V255H193ZM215 256V257H216ZM123 257V258H125ZM129 257V256H128ZM136 257L138 258L139 256L136 255ZM185 257H187L185 255ZM190 257V256H188ZM219 257V255H218ZM216 257V258H218ZM263 257V256H262ZM119 258V257H118ZM117 258V262L120 263V261ZM121 258V257H120ZM133 258V255H132ZM141 258V257H140ZM146 257H144L145 259ZM192 258V257H191ZM215 258V259H216ZM126 259V258H125ZM131 259V258H130ZM160 259V258H159ZM163 259V258H162ZM188 259V258H187ZM190 259V258H189ZM86 263H84L85 261ZM122 260V259H120ZM129 260V259H128ZM134 259H132L133 262ZM136 260V259H135ZM157 260V259H156ZM263 260V259H262ZM137 261V260H136ZM185 261V259H184ZM191 261V260H189ZM187 260V262H189ZM217 261V260H216ZM113 262V261H111ZM110 262V263H111ZM123 262V261H122ZM125 262V260H124ZM123 262V263H124ZM127 262L129 263V261H126L125 263L127 264ZM135 262V261H134ZM133 262V264H134ZM142 262V261H141ZM141 262H137V264H140ZM186 262V261H185ZM112 264V263H111ZM118 264V263H117ZM136 264V263H135Z\"/></svg>",
  "mask_w": 264,
  "mask_h": 264
}]
</instances>
